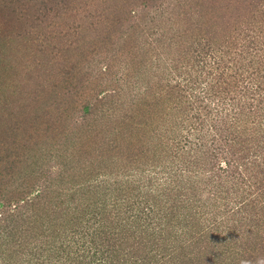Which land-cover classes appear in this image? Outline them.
Returning a JSON list of instances; mask_svg holds the SVG:
<instances>
[{"label": "trees", "instance_id": "obj_1", "mask_svg": "<svg viewBox=\"0 0 264 264\" xmlns=\"http://www.w3.org/2000/svg\"><path fill=\"white\" fill-rule=\"evenodd\" d=\"M140 1L0 0V53L12 48L17 61L31 54L42 60L41 66L34 61L27 69L29 75L34 70L33 76L22 79L27 80L24 86L11 94L8 122L0 118V264H264V30L259 26L264 0ZM139 3L146 9L156 3L163 7L160 16L171 18L179 37L175 44L165 34L152 38L153 31L145 35L154 45L140 42L139 26L145 20L133 13ZM245 17L250 24H240L236 31L250 39L249 47L261 58H251L243 49L244 56L224 59L236 45L235 28L229 29V24ZM225 29L233 33L229 39L221 35ZM198 36H206L205 43H199ZM222 41L228 48L218 55ZM202 52L218 61L210 64L205 76H186L188 67L194 71L192 65L199 63ZM163 54L173 58L174 76H130L140 71L136 66L140 58L147 65L166 66ZM98 56L111 63L114 58L124 62L123 75L117 76L119 70L110 83H129V89L111 95L104 111L107 119L98 122H107L101 124L108 128L103 130L105 135L99 127L93 133V120L79 119L77 112L86 117L89 103L83 110L73 103L84 94L86 81L91 82L92 77L84 76L85 69L90 70V63L98 65L94 60ZM105 71L99 73L112 75L110 69ZM94 77L100 78L99 83L104 78ZM138 84L143 90H135ZM200 87L205 88L203 96L193 92ZM211 97L216 105L227 103L230 108L218 113L215 136L206 139L199 126L205 122L203 112H211L206 101ZM133 104L137 114L130 122L126 114ZM46 105L48 109H43ZM194 120L199 121L197 126L190 124ZM184 130L189 132L186 136ZM182 134L185 139L194 136L190 146L181 144ZM26 135L36 140H25ZM89 138L101 147L95 160L87 163L91 159L85 150L76 157L67 155V149L76 151V142ZM40 144L47 151L43 159L36 153ZM49 162H60V179L50 172ZM159 165L175 174L187 169V179L177 177L154 191L151 185L157 177H147L145 172ZM132 170L144 173L140 179L148 182L143 184L145 203L135 212L137 186L131 180H113ZM97 173L113 178L99 183V178L92 179ZM67 182L84 183L81 190L85 191L79 197L72 195L77 203L63 211L60 191L70 186ZM204 190L209 192L207 201L223 200L224 211L231 209L229 218L239 219L232 236L215 233L220 226L218 214L202 203ZM231 200L237 204L229 207ZM208 216L217 229L204 232ZM83 219L96 229L83 234L85 253L79 254V247L73 252L69 250L73 246L63 240L74 234ZM154 221L162 225L160 235L150 228ZM176 227L187 229L192 239L174 236L177 243H168L164 233L170 236Z\"/></svg>", "mask_w": 264, "mask_h": 264}, {"label": "rangeland", "instance_id": "obj_2", "mask_svg": "<svg viewBox=\"0 0 264 264\" xmlns=\"http://www.w3.org/2000/svg\"><path fill=\"white\" fill-rule=\"evenodd\" d=\"M138 1L141 2L140 0H137V2ZM182 3H184V0ZM140 4H142V3H139L137 9L133 12L134 14L140 13V17L143 18V20H145V22H142V25L139 26L140 31L138 32V36H139L140 42L141 43L145 42L147 44H153V43H151L152 41L149 38H148V40H146L147 32L153 31L154 36L151 35L152 38H155V34H157L156 35L157 38L160 36V34H165L167 40L174 42V44H175V42H176L175 40H177V38H179V37L175 34V28L172 25L171 18L166 16V14H164L163 16H160L161 13L159 11L161 9H163V7L158 5L159 3H156L153 7H149L146 9V7H144ZM143 9H144V12H141ZM243 10L244 9H242V11ZM74 11H76L75 8L73 9V12ZM78 14L80 16V12H78ZM259 15L261 16V13ZM208 16H211V15L209 14ZM236 16H238V15H236ZM163 17H165V19ZM68 18L70 19V17H68ZM211 18H212V16H211ZM252 18H250V19H252ZM212 20H214V19H212ZM260 20L262 21V24H259V26L264 30V16L263 15H262V17H260ZM186 21H184V22H186ZM248 22L250 24L251 21L248 20L247 17H245L244 20L242 19L238 23H234L233 21H231L232 25L229 24V29L233 28V30H234V28H235L234 34L236 35V40H235L236 45L232 49H230L231 55H228V54L225 55L224 59L228 58V57L230 58V56H233L235 58L237 56H244V53L242 52L243 49L246 51H249L251 53L249 55L251 58L252 57H255V59L258 57H259V59L261 58V54L252 51L251 48L249 47V45L251 44L250 39L248 37H245V35L242 34L241 32L236 31V27L239 28L240 24H242L246 27V26H248V24H247ZM65 25H67V24H65ZM67 26H68V28H70L69 25H67ZM186 26H188V25H184V28H186ZM68 28H66V29H68ZM227 29H228V27H227ZM227 29H225L222 33L221 32L220 33L222 36H224V38L226 36V38L229 39V36L230 35L233 36V33H231ZM246 30H247V28H246ZM86 31L89 32V29H87ZM90 31H91V29H90ZM91 34H93L92 31H91ZM206 36L208 37V35H206ZM206 36H203V37L198 36L196 38L198 39L199 43H201V42L205 43V41L207 40ZM222 36H221V38H222ZM73 38H74V36H73ZM91 38H93V36H91ZM222 42L220 45L222 50L217 49L218 55H221L228 48L226 46L227 43L224 41H222ZM156 44H157V42H156ZM173 46H174L173 49L177 48V45H173ZM29 51H30V49H29ZM13 52H14V50H12V48H8L5 51L0 53V118H4V120H5L4 122H8V120L6 119V116H8V114H9L8 107L12 106V104H13L12 99L10 98L11 94H13L14 92H17L20 89L21 85L24 86V81H27V80H22V79H30L31 77L29 78V76H33L34 70L32 73L30 72V75H29L27 69H30L33 67L34 61L36 60L35 63L39 64L40 66H41V62H42V60H40V58H33L32 54H31V56L29 55L28 57H26L24 59L21 58V60L17 61L14 58V55L12 54ZM132 53H133V51L131 52V54ZM52 54H53V52H52ZM172 54H174V52ZM199 54L200 53H198V51H195V55L198 58L200 57ZM163 55H164L163 58L167 61L166 66L162 64V66L159 67L157 65L155 66L154 63H152V64L149 63V65H147L148 63L145 64V62L142 61L143 59L140 58L139 61L141 64L139 62H136L137 63L136 66L140 71L134 72V74H132L130 76H163V75L164 76H174L175 71H172V69L170 68L172 66V61H171L172 57L169 59L166 54H163ZM201 57L202 58L200 59L199 63L192 65L194 68V71H192V67H188V70L186 72V76H205V75H207V72L210 69V64L212 65L213 62L218 61V59H217L218 57L214 58L211 53L206 54L205 52H202ZM245 57H247V56H245ZM164 59H162L163 62H165ZM94 60L98 61V65L97 64L92 65L90 63V65H88V67L89 66H92V67H89L90 70H87V68H86L85 69L86 74L84 75V76L92 77L91 82L88 81L90 79H88L86 81L84 94L79 96L78 99L73 103H75L74 105H77V107L81 110H83L85 103H89L90 106H89V109L86 111L87 112L86 117L81 116L79 112H77V115L79 116L80 120L83 119V120H86L87 122H91L93 120V123H90V124H92L93 133H96V127H99V129H102L101 131L108 130V128L104 129V127L101 125L103 123L106 124L107 122H103V123H98V122L103 120V118L107 119V115L105 117L104 111H105V109H108L110 106V101L112 99L111 95L113 96L114 92L116 90H120V89L125 90V88L129 89L128 88L129 83L127 84V82L124 83V81H123V82H117L118 84H116L113 82L115 87H117V88L119 87L118 89H114L113 84L110 83L112 76L115 73H117L121 69V67H124V65H122L124 62H122L121 60L114 58V59H112L113 61L111 63V61L106 60V59L104 60L101 56H98ZM157 60L158 59H154L155 62ZM247 60H248V58H247ZM158 62H159V60H158ZM186 66H187V64L185 63V69H186ZM215 66H216L215 70L219 71L218 63H215ZM262 67L264 69V65ZM106 68L110 69L112 71L111 76L99 73L100 71L103 73H106V71H105ZM120 72H121V70L118 72L119 74L117 76L123 75V74L121 75ZM189 72H193L192 75ZM215 73H217V72H215ZM74 74H76L75 76L80 75L78 73H74ZM94 76H104L102 83H99L100 78H97ZM114 76H116V75H114ZM213 76H215V74H213ZM20 77H21V80H20ZM96 84H97V86H95ZM120 84L123 85V87H120L121 86ZM139 86H140V84H138V86L135 87V90H137V91L143 90V89H140ZM198 89H199V91L198 90L193 91L195 93V95L203 96L202 91L204 92L205 88L200 87ZM88 92H89V94H87ZM189 92H190V96L194 97V93L191 90H189ZM132 94L134 95V93H132ZM132 94L130 96L134 97V96H132ZM59 101L64 102L62 99H59ZM206 101L211 104V112H209V114H206V112H203L204 113L203 118L205 119V122L203 125H200L199 127H201V133L205 136V138L209 139V138L215 136V131H216L215 123L217 121L219 114L221 115V114L226 113L228 111V108H230V107L228 106L227 103H225V106L222 103L219 105H216L217 101L212 99V97L207 99ZM199 103L200 102H198L195 105L198 108H199ZM63 105H65V104L63 103ZM51 106L52 107H49V108L53 109V111L51 113V115H52L55 113L54 112V104L53 105L51 104ZM13 107H15V106H13ZM42 108L48 109L47 105H46V107H42ZM135 110L136 109H135V105H134L127 112L126 116H127L128 121L131 120L132 116H135V114H137V111H135ZM177 115H178V117L181 118L182 114L177 113ZM194 121H192V122L187 121V122H190V124H195V126H197L199 121H195V122ZM130 122H132V121H130ZM72 125L73 124H71L69 128H71ZM132 125H134V128L136 129V127H138L139 124L136 121V122H133ZM26 126H28V125H26ZM25 128H26V130H28V127H25ZM28 131H31V129H29ZM106 132L107 131H103V135L107 134ZM184 132H185L184 135L189 133V132L187 133L186 130H184ZM62 135H65V134L62 133ZM184 135L182 134V136H181V141H180L181 144L182 145L186 144V145L190 146L194 136H192L190 139H185ZM191 135L192 134L190 133V136ZM65 137H67L69 139V136L65 135L64 138ZM107 137H106V139H110V137H108V138ZM24 139L25 140L26 139L27 140L28 139L29 140H36L34 135H31L28 137L26 135ZM38 141L39 140L37 139V142ZM103 141L104 140H102L101 142H103ZM76 143H75L76 151L73 152V149H69V150L67 149V155H69V156L75 155V157H76V154L79 151L85 150V152L88 153V156L91 159V160H87L88 161L87 163H89L93 159L95 160V157H97V155L101 152V150H100L101 147H98L95 144L96 141H93V140L91 141L90 138H89V141H83L82 142L83 144L82 143L78 144L79 142H76ZM95 146H97V147H95ZM37 149H38L36 151L37 155L40 156L41 159H43L45 156L44 154L47 153V151H44L45 150L44 145L40 144V147H38ZM42 154L44 156H42ZM29 155H31V153H29ZM32 157H33V155H32ZM74 160H77V159L75 158ZM47 166H49L50 172L53 174V176L57 175L55 178L59 177V179H60L61 174L59 172H61V168H62L60 165V162L55 163V164H50V162H49ZM151 169H148L145 173H146L147 177L150 175L157 177L158 181H156L153 185H151L152 189H154V191H157V192L161 191L160 188L166 186V184H171L170 182L173 181L174 179H176L177 177L179 180H186L188 173H189V172L188 173L185 172V171H187V169L185 171L180 170L182 173L179 172L178 174H175L174 171H172V170H171L172 172H166V171L164 172L163 165H159L156 170H154V169L151 170ZM200 171H201V169H200ZM141 174H144V173L132 170V171H130L129 174L128 173L127 174L120 173L117 176H115L113 179L116 182H120V183H123L124 180L125 181L131 180L137 186V194H136L135 198H137L138 201H137L136 205L134 206V209L132 210V212H135V210H139V205L142 206L145 203L144 192H145L147 186H144L143 184H146L148 182L145 180L146 178L140 179L139 175H141ZM196 174H199V173H196ZM97 178H99V180H100L99 183H100L101 181H104V180L110 181V180H112L113 177L111 178L110 175H104L103 173H97L95 175V177H93L92 179L94 180ZM93 182L97 183V181H93ZM158 183H159V185H158ZM62 184H64V183H62ZM66 184H68L70 186L66 185L62 189V191H60L62 193L60 198H63V200H65V202L64 203L61 202V206H59L60 209L64 208L63 211L64 210L66 211V208L68 206L72 207L74 203H77V201L72 202V199H71L72 195L79 197L82 194V192L85 191V190H81V189H83L82 186L84 185V183L71 184L70 182H67ZM56 185H59V187L62 186L59 184V182L56 183ZM40 188H41V185L38 188V191L40 190ZM68 196H70V198ZM207 196H209V192L204 190L201 193L202 203L204 204V206H207L208 208L213 209L214 211H216L215 213L218 214V218L216 219V221L218 222V224H220V226L218 227V230H216L215 233H217L219 235L224 233L228 237L232 236V234L235 231L234 225L239 223V219L235 217L236 219L233 220V215H231V218H229V216H230L229 213H230L231 209H230L229 213L224 211L225 205L223 203V200H221V199L215 200L214 199L215 197H212L211 199H209V201H207L208 200L206 198ZM131 198H133V197H131ZM230 202L231 203L228 205L229 207H231L234 204H237V202L235 200H231ZM212 203H215V205H213ZM232 213L233 212H231V214ZM156 217L158 219V218H160V215H157ZM133 218H134V216H133ZM129 219H131V218H129ZM126 221H127V219H126ZM82 222L83 223H81L80 226H77V230L74 232L73 235L71 234L67 237V239L63 240V242L65 244H71L73 246V248L69 249L73 252L77 251L78 248H76V247H79L80 250L78 249L79 251H77V253H79V254L85 253V248H82V245H81V244H83V241L85 240V238L83 237V234H89V235L93 234L95 229H96L95 226L87 225L88 222H86V219H83ZM203 222H204V226H203L204 232L211 230V229H217V227H216L217 225H213V223H214L213 218L208 216ZM157 224H158L157 221H154V223H151L150 228H152V229L154 228L155 232L158 235H160L159 231H161L160 229L162 228L161 227L162 225H159V224L157 225ZM231 226L233 228V231L231 229ZM183 228L184 227H176L177 232L174 231V229H173L174 233L171 232L170 236H167V234L164 233V236L167 238L168 243H171V242L177 243V241L176 242L174 241L175 237H176V239H179L180 236H181V239L183 237L185 241L191 240L192 237H191L190 233L187 232V229L185 232V230H183ZM245 229H247V227H245ZM184 232L186 233L185 237L183 235H181V233L184 234ZM60 238H61V236L59 237V239ZM212 239H214V238L212 237ZM61 241L58 240L59 244L62 243ZM76 241H78V242L74 243ZM161 249H163L162 245H161ZM77 253H75V254H77Z\"/></svg>", "mask_w": 264, "mask_h": 264}]
</instances>
